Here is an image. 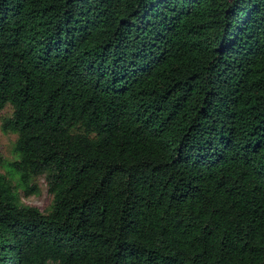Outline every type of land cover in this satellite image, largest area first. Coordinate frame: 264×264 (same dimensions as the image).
Returning <instances> with one entry per match:
<instances>
[{"label":"trees","instance_id":"1","mask_svg":"<svg viewBox=\"0 0 264 264\" xmlns=\"http://www.w3.org/2000/svg\"><path fill=\"white\" fill-rule=\"evenodd\" d=\"M6 104L0 264H264V0H0Z\"/></svg>","mask_w":264,"mask_h":264},{"label":"rangeland","instance_id":"2","mask_svg":"<svg viewBox=\"0 0 264 264\" xmlns=\"http://www.w3.org/2000/svg\"><path fill=\"white\" fill-rule=\"evenodd\" d=\"M12 112L13 108L10 104H6L0 111V173L10 182L22 206H33L42 213H47L53 202V194L48 190L45 177H37L26 182L25 185L20 179V174L9 165L17 158L14 152L17 133L4 130L2 124L12 115Z\"/></svg>","mask_w":264,"mask_h":264}]
</instances>
